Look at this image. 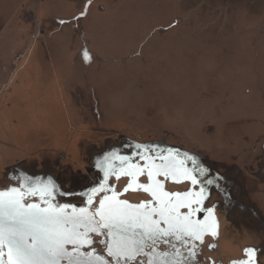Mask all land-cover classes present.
I'll list each match as a JSON object with an SVG mask.
<instances>
[{"label":"rangeland","instance_id":"obj_1","mask_svg":"<svg viewBox=\"0 0 264 264\" xmlns=\"http://www.w3.org/2000/svg\"><path fill=\"white\" fill-rule=\"evenodd\" d=\"M124 138L234 167L264 220V0H0V188ZM221 212L226 264L264 234Z\"/></svg>","mask_w":264,"mask_h":264},{"label":"snow or ice","instance_id":"obj_2","mask_svg":"<svg viewBox=\"0 0 264 264\" xmlns=\"http://www.w3.org/2000/svg\"><path fill=\"white\" fill-rule=\"evenodd\" d=\"M130 147L128 155L112 152L97 162L103 175L79 193L83 206L57 202L71 193L59 192L51 179L17 177L18 186L0 191V264H199L198 244L218 236L205 193L222 178H208L194 156L176 149ZM121 176L128 178L122 192L109 182ZM184 181L199 190L166 189ZM129 191L148 198L122 199ZM255 252L246 249V259L233 264H254Z\"/></svg>","mask_w":264,"mask_h":264},{"label":"flooded vegetation","instance_id":"obj_3","mask_svg":"<svg viewBox=\"0 0 264 264\" xmlns=\"http://www.w3.org/2000/svg\"><path fill=\"white\" fill-rule=\"evenodd\" d=\"M122 139V138H120ZM125 140L120 141L121 145L117 146L115 144H109L103 150H100L92 155V183H84L74 180H67L62 177V174H51L48 170H40L35 171L33 169H25L18 170L17 167L11 170L7 177L8 184L4 188H0V191L6 190L7 187L18 186L17 185V177H31L33 180H41L47 181L51 179L55 182L57 189L59 192L71 193V195L60 196L57 195V202L60 203H72L77 206H83L81 197L79 193L85 192L89 187H91L95 182L101 179L103 173L100 169L96 167L98 161H103L104 157L109 155L112 152H117L119 154L128 155L133 149L130 147L131 145L141 144V145H151V146H163L167 148L176 149L180 152L181 155L187 153L194 156L201 164L202 167L208 170V178H222L219 183L215 186H208V191L205 193L207 199L205 200V205L208 207L214 208V217L218 222V236L216 238H212L211 236H205L204 244L199 245V264H225L220 259L215 258L212 253L220 249L219 241L221 238V233H224V228L221 226H225L224 218H222V212L224 211L225 216L228 218L229 214L237 217L238 215H242V225H248L254 230H258V232H262L264 234V220L259 214L254 206L249 205L246 199V192L244 191V183L241 181L239 177L238 171L233 167L232 170L226 171V168L222 172L218 171L206 158L202 157L200 154H197L191 150L184 149L182 147L173 146L167 144L165 142L152 141V142H139L133 139L124 138ZM112 163L118 165L119 161L113 160ZM237 171V172H236ZM141 182H146L144 177H140ZM128 181L127 177L121 176L119 180L115 179V177H110V183L117 190L122 192L126 183ZM200 185L191 186L190 182L184 181L182 183H167L166 189L169 191H188L190 188L192 191L196 192L199 190ZM132 197H134L132 199ZM127 198L131 203H140L142 200L148 198L143 192H132L129 191L124 196L121 197ZM33 200H38V197L33 198ZM246 211V212H244ZM241 212L242 214H239ZM252 216L257 220L255 221ZM223 223V224H222ZM98 239V238H97ZM224 239V238H223ZM215 245L214 248H209V245ZM97 250L103 253V248L100 245H96ZM255 249V258L254 264H264V240H262L258 245H248L242 247L240 252L242 253L241 257L230 259L226 264H233L234 261H241L246 259L245 250L246 249ZM238 250V251H239Z\"/></svg>","mask_w":264,"mask_h":264},{"label":"bare ground","instance_id":"obj_4","mask_svg":"<svg viewBox=\"0 0 264 264\" xmlns=\"http://www.w3.org/2000/svg\"><path fill=\"white\" fill-rule=\"evenodd\" d=\"M223 227V226H221ZM222 234V233H221ZM224 239H223V236L221 235V238H220V241H219V247L222 246V244H224ZM226 242V241H225ZM234 245V244H233ZM232 246V245H231ZM237 250V249H236Z\"/></svg>","mask_w":264,"mask_h":264}]
</instances>
